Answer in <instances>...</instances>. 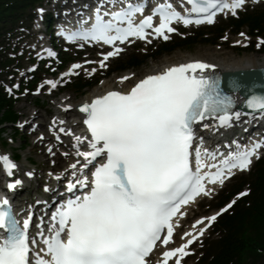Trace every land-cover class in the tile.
<instances>
[{"label": "snow or ice", "instance_id": "obj_1", "mask_svg": "<svg viewBox=\"0 0 264 264\" xmlns=\"http://www.w3.org/2000/svg\"><path fill=\"white\" fill-rule=\"evenodd\" d=\"M178 3L183 11L164 0L144 14L147 0H96L92 14L82 16L77 28L64 35L69 41L111 45L112 50L102 52L97 62L106 68L105 62L122 51L117 42L131 43L130 37L146 40L147 29L168 40V33L177 31L174 21L185 26L213 23L218 12L235 15L245 0ZM154 18L158 22L154 23ZM260 44L264 40L257 47ZM48 55L56 54L49 51ZM215 67L200 60L176 64L139 79L126 92L110 90L83 103L80 111L90 137L73 136L76 143L72 146L83 163L77 160L69 165L75 182H67L69 192L79 187L81 195L57 206L47 225L41 219L34 235L29 231L31 211L21 221L10 201L0 199V264H152L151 256L161 245L162 259L155 264H169L170 260L181 264L196 236L186 232V241L169 248L175 230L173 218L183 215V205L208 194L206 183L222 184L233 169L248 168L252 157L259 156L258 150L264 147V139L242 149L237 146L227 155L194 147L197 127L230 128L242 115L264 118V94L247 97L245 104L252 111L236 110L233 97L222 92L219 78L205 72ZM79 68L80 64H73L62 75H72ZM85 71L91 75L96 69ZM128 79L120 78L121 82ZM45 83L50 85L49 91L57 87L54 80ZM233 87L239 85L234 82ZM83 141L89 150H80ZM98 157L102 162L94 163ZM0 161L6 175L12 176L16 165L6 155L0 156ZM89 165L91 178L84 174ZM21 183L15 180L6 187L11 190ZM215 218L207 219L211 223Z\"/></svg>", "mask_w": 264, "mask_h": 264}, {"label": "trees", "instance_id": "obj_2", "mask_svg": "<svg viewBox=\"0 0 264 264\" xmlns=\"http://www.w3.org/2000/svg\"><path fill=\"white\" fill-rule=\"evenodd\" d=\"M23 5V0H13L8 3V7L0 6V8L10 17H17L18 11ZM263 19L264 13L261 16L248 15L245 21L259 27ZM1 25L2 21L0 20V30ZM195 44L196 42L183 41L177 47L192 50ZM133 63L140 64L141 61L135 60ZM76 87L81 90L84 85L79 83ZM12 107V102L0 90V125L5 121L16 119ZM4 110V115H2ZM259 167L256 182L253 184V196L250 200L247 199L250 205L246 206V202H243L237 206L233 215L226 216L221 222L226 229H229L230 236L212 248L215 250L218 245L223 246L216 259L217 264H255V261L264 255V163H261ZM235 257H237L236 260H234ZM231 261L232 263H230Z\"/></svg>", "mask_w": 264, "mask_h": 264}, {"label": "rangeland", "instance_id": "obj_3", "mask_svg": "<svg viewBox=\"0 0 264 264\" xmlns=\"http://www.w3.org/2000/svg\"><path fill=\"white\" fill-rule=\"evenodd\" d=\"M238 38H239V36L237 34H234V36H232L230 38V41H235ZM229 48H232L231 45H230V42H228V43L222 42V43H219V45H216V46H200L199 45L192 52H181V51H177V52L173 53L170 56L162 57V59H160L159 61L151 60L143 68L136 69V72L138 73L137 77H139L141 74H143L148 67H151L154 64H158V65L160 64L161 65L166 59L167 60H175V59H180V58L186 57V56L187 57L188 56H196L199 53H211L214 57H218V58L229 57V56L247 57V56H250V55H254L259 60H261L262 59V56H263L262 54H259V53H255L254 52V54H252V53L247 52V51H244V52L241 53V55H238L237 52H236V50H230ZM119 74L121 75L122 73H119ZM112 77H115V76H112ZM99 86H101V85H99ZM91 91H92V89H90L89 91H87V93H90ZM68 94L69 95H72L73 101H76V100H78V99H80V98L83 97V96H81V95H79L77 93H74V92H69ZM42 100L49 101L50 99H47L45 97H42ZM34 104L35 103L33 102L32 97H28L27 100H22L21 103L17 105V109L20 111V113H22L24 115L23 118L26 119V118H28L32 114V110H34ZM41 108H43V107H41ZM23 109H26L27 110L26 114L23 112ZM53 109H54V106H52L48 102H46L45 109L43 108L41 110V112H40L41 117H39V120L40 121H45L46 118H47V115H48V110H53ZM6 127H8V125ZM15 140H16V143H15L14 146L21 145L23 143V141H25V140H28L29 141V145L30 146L26 150L22 151V154L24 155V158L21 160L22 163L23 162L25 163V160H24L25 157L31 156V155L35 156L36 159L42 163V160L38 156V154H40L38 147L35 148V147L32 146V143H33V140H34L33 137H31V138L24 137L23 140L22 139H15ZM245 176H247V175H244V177ZM236 180L237 179H235L234 181H232L228 185L227 189L232 188V186L236 183ZM214 210H216V208H214ZM214 210H206V209L202 208L199 214H210ZM216 237H217V234L212 235V238H216Z\"/></svg>", "mask_w": 264, "mask_h": 264}, {"label": "bare ground", "instance_id": "obj_4", "mask_svg": "<svg viewBox=\"0 0 264 264\" xmlns=\"http://www.w3.org/2000/svg\"><path fill=\"white\" fill-rule=\"evenodd\" d=\"M189 60H204L207 61L210 64H214L216 67L220 68L221 71L225 72H230V71H234V70H239V69H244V68H256V67H260V60H258L254 55H250L247 57H237V56H229V57H223V58H218V57H214L211 53H199L196 56H186V57H182L180 59H175V60H165L161 65L159 64H154L151 67H148L145 72L143 74L140 75V77L136 78L135 74L132 72H127L125 73L123 76L121 77H125L127 76L129 79L124 81L126 84L125 87V92L128 91L131 86L140 78H142L143 76L149 75V74H154L157 73L158 71H161L162 69H164L165 67H168L170 65H174V64H180L183 62ZM262 65H264V62L262 63ZM121 77H118L117 79L120 80ZM114 82L110 83L107 82L104 86L102 87H97L94 88V90H92L91 93L85 95L83 98H80L78 100H76L75 102L70 103L69 98H67V96H65L64 98H62V101L65 102V106L67 105H73L74 106V110L72 112V116L71 118H73V126L75 127V129L79 130L80 126L78 125L79 123L76 121V117H78L80 114L79 112L76 110V106L78 104L81 103H85V102H90L92 98H94L97 95H101L104 92L108 91V90H112L114 89ZM117 83V82H116ZM122 85V83L120 84ZM125 86V85H124ZM238 97V96H237ZM238 100H242V98L238 97ZM71 126V127H73Z\"/></svg>", "mask_w": 264, "mask_h": 264}, {"label": "water", "instance_id": "obj_5", "mask_svg": "<svg viewBox=\"0 0 264 264\" xmlns=\"http://www.w3.org/2000/svg\"><path fill=\"white\" fill-rule=\"evenodd\" d=\"M232 76H236V75H232ZM244 79V78H243Z\"/></svg>", "mask_w": 264, "mask_h": 264}]
</instances>
